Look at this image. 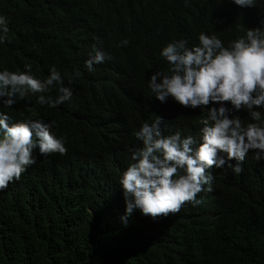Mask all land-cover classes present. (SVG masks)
<instances>
[{
  "label": "trees",
  "instance_id": "obj_1",
  "mask_svg": "<svg viewBox=\"0 0 264 264\" xmlns=\"http://www.w3.org/2000/svg\"><path fill=\"white\" fill-rule=\"evenodd\" d=\"M0 15L10 28V42L0 45V70L30 65L46 79L55 64L73 91L71 102L55 109L37 104L33 95L12 109L0 105L13 120L53 122L51 132L67 148L63 156L34 149L36 163L2 191L0 264H264V199L252 202L247 227L223 233L225 196L237 184L223 172L214 209L186 202L155 221L136 212L127 227L118 190L129 149L142 147L133 133L165 111L166 103L147 88L154 71L168 70L160 49L180 38L194 45L200 32L227 46L247 28L264 27V0L245 9L229 0H0ZM123 39L129 44L118 46ZM93 44L112 58L88 72L84 62ZM237 115L247 117L243 110ZM186 119L178 115L172 128L184 131ZM254 151L243 165L261 163Z\"/></svg>",
  "mask_w": 264,
  "mask_h": 264
},
{
  "label": "clouds",
  "instance_id": "obj_2",
  "mask_svg": "<svg viewBox=\"0 0 264 264\" xmlns=\"http://www.w3.org/2000/svg\"><path fill=\"white\" fill-rule=\"evenodd\" d=\"M229 2L245 9L261 0ZM8 25V18L0 15V45L10 42ZM197 40L191 46L184 38L167 42L159 52L167 72L154 71L147 79L155 101L166 105L163 117L156 115L133 133L142 147L129 149V165L118 177L124 227L136 212L155 221L178 213L186 202L195 207L203 201L215 207L218 172L237 180L232 192L223 193L230 199L229 214L220 221L223 233L247 227L252 202L264 199V27L247 28L227 46L215 34L200 32ZM128 44L123 39L118 46ZM87 56L88 72L112 58L95 44ZM24 69L0 70L4 108L12 109L29 95L35 96L37 104L53 109L71 102L73 91L64 85L55 64L48 66L46 79L37 78L30 65ZM78 76L77 71L69 82ZM53 90L55 96L49 94ZM241 110L247 113L245 120L237 115ZM178 115L187 118L184 131L172 128L171 120ZM52 127L53 122L42 119L13 120L12 113L0 110V197L36 163L34 149L44 156L67 153L65 141L51 132ZM250 150H255L253 158L261 163L243 165ZM53 153L57 154L49 155ZM218 218L215 214L212 220Z\"/></svg>",
  "mask_w": 264,
  "mask_h": 264
}]
</instances>
